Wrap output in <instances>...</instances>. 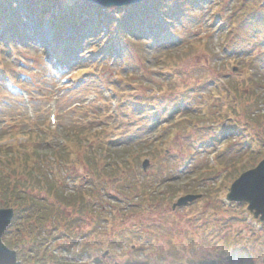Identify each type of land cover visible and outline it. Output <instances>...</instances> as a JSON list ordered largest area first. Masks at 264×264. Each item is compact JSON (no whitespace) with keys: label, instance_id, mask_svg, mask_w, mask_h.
Segmentation results:
<instances>
[{"label":"rangeland","instance_id":"1","mask_svg":"<svg viewBox=\"0 0 264 264\" xmlns=\"http://www.w3.org/2000/svg\"><path fill=\"white\" fill-rule=\"evenodd\" d=\"M10 1L14 23L17 22L19 29L14 32L12 41L13 60L12 55L0 45V132L14 123L11 130L20 127L22 131L32 127L43 132L54 131L57 136L53 140L58 143V137L67 138L63 134L64 128L93 123L101 131L107 128V135L111 137L108 143L109 160L110 163L113 157L116 160L114 166H108L110 174L104 182L105 188L96 190L98 198L92 197L88 201L94 208L103 209L105 219L100 217L93 224L84 220L81 233L73 236L74 241H71V237L64 238L58 230L51 231L52 237L47 241L51 245L49 249L57 248L53 253L67 264H95L93 257H100L102 264H129L128 259L135 264H149L152 260L162 264L167 249L173 255L181 256L180 264H199L202 260L204 263L225 264L226 259L229 264H243L239 261L241 252L248 254L254 260L253 264H264V223L262 230L256 232L248 225L254 229H260V225L245 207L229 206L225 199H220V205L225 207L217 209V196L211 194V198H208L202 193L215 181L223 182L221 172L217 171L213 177H205L202 181L194 178L198 170L206 172L203 166L206 161L209 163L208 156L213 153L218 155L216 160L225 163L241 154L242 160L240 157L237 161L243 162L239 167L255 165L252 160L246 164L250 155L245 152L248 146L243 144L244 132L246 141L251 137L258 139L257 143H253L256 153L251 154L258 155V160L264 157V144L259 142L260 139L264 140V11L259 26L251 28L243 22L249 11L258 6L255 2L259 1L246 0L240 6L238 2L241 0H194L195 3L186 0L180 16L173 13L165 20L160 17L157 29L146 27L137 34L127 31L130 47L117 54H109L108 50L102 54L91 53L95 47L93 52L101 48L99 39L93 35L98 22V14L94 13L89 24L92 29L82 28L81 40L78 39L77 27L75 30L70 25L64 27L63 37L75 43L67 47L71 48L67 56L70 65L58 69L60 75L57 77L52 72L54 66L47 55L57 37L56 32L47 25L45 17H38L34 10H30L25 3L30 0ZM167 1L171 7L179 0ZM30 5L33 7L31 2ZM259 6L262 7V3L259 2ZM133 7L135 10L138 8L133 19L139 26L138 16L145 25L144 17L155 15L159 18L163 12V7H154L152 2L137 3ZM261 7L255 11L259 12ZM147 8L153 10L152 16H148ZM104 17L106 21V13ZM38 20H41L39 30ZM10 25L9 22L8 32L12 31ZM165 29L171 31L167 38L163 34ZM232 32L234 37L230 38ZM86 35L97 42L88 44L89 37L82 41ZM108 36L103 37L107 39L105 45ZM109 41H112L109 45L117 51V40ZM191 44L201 49L187 53L186 60L181 59L180 52L193 46ZM175 57L180 58L179 69L169 64ZM60 76H65L67 81L61 83ZM221 78L226 79L230 87H237L241 95L245 94L242 100L251 105L246 111L251 120L244 117L243 111L242 115L231 116L239 124L233 122L235 126L232 127L227 120L217 118L218 124L222 125L221 132L214 129L210 122L200 128H181L178 131L172 128L177 118L186 113L196 116L204 110L207 98L212 100L214 92H218L214 86ZM222 96L216 99L220 107L217 102L211 104L212 109H217L216 112H220ZM225 104L230 106L229 99ZM53 109L57 114L55 125L49 121V113ZM18 136L22 137V133ZM155 138L156 142H153ZM6 140L12 143L15 139L8 137ZM53 140L51 138L52 143ZM229 141L224 159L219 153ZM156 146H159V152L154 149ZM97 153L94 163L105 166L108 157L104 152ZM120 158L129 165L133 161L130 171L126 168L122 172L119 167L121 161H118ZM144 159L146 164L142 163ZM220 171L227 172L225 167ZM51 173L56 179H66L65 193L74 191L75 181L81 179L85 193L94 184L89 169L80 163L79 156L78 160L70 159L57 172L54 170ZM231 173H235L234 168ZM225 184H228L226 180ZM192 186L200 193L193 196L201 198L187 200L184 206L172 209V203L180 195L177 192L185 191L188 194ZM150 196L153 198L148 200ZM155 196L159 199L156 200ZM221 197H225V192ZM140 203L146 205L144 217L134 216L132 222L123 224L124 211L131 207L140 208ZM116 207H120V213H114ZM224 216L233 217V220L223 223ZM199 222H202L200 227ZM112 224L115 226L113 233L109 231ZM218 227H221V232ZM225 228L227 234L231 235L229 238L224 232ZM142 229L146 232H142ZM118 230H124L122 236L115 234ZM212 231L214 243L220 244V235L235 245L215 250V244L209 239ZM40 235L45 234L41 232ZM201 235L207 236L209 245H200ZM153 243L160 247L158 251L154 250ZM64 245L72 246L64 249ZM106 250L108 252L102 258ZM217 254L221 255L220 261Z\"/></svg>","mask_w":264,"mask_h":264},{"label":"trees","instance_id":"2","mask_svg":"<svg viewBox=\"0 0 264 264\" xmlns=\"http://www.w3.org/2000/svg\"><path fill=\"white\" fill-rule=\"evenodd\" d=\"M182 1L184 0H180V2L174 7L167 6V2L164 0H154L152 3L154 7L157 6L160 9L163 7V12H165L166 16L170 17L173 15V13L180 12L179 8H181L182 5L179 4H181ZM42 2L46 7L62 10V12L52 14L50 16V24L55 26L57 35L54 42L60 51L69 49L67 47H71L75 43V41L73 42V40L63 37L62 33L64 26L69 24L71 28H75L74 21L78 18L77 20H79L81 23L79 25L80 30H83L82 28L87 29L89 28V24L92 20V15L96 12V7L91 8L89 3L79 2L78 0H72L70 8L66 11L63 10V8L65 7L67 0H42ZM135 11V7H124L117 10L118 23L116 24V30H113L116 31L117 36L116 37L113 34V39L117 40V51H115L113 46L109 45L110 43L112 44V41H108L104 50H98L99 52L96 51L94 54L107 53V50L109 54H117L123 49L130 47L131 42L129 39H127L126 32L129 31L135 34H137V32L140 33V26L136 23L138 26L134 29V26L128 24L127 20L128 17H135ZM147 13L148 16L152 15V11L148 8ZM260 15L261 13H254L251 16V26H259ZM137 22L139 23L138 20ZM170 34L171 33L169 32L165 38L169 37ZM58 36H60V39H57ZM199 49L201 48L194 46H188L186 49L183 48V52H180V58L186 60L185 58L187 53L192 54ZM180 58L177 59L175 57V59H171L169 64L174 66L176 69H179L178 66L181 65L179 63ZM167 60H169V57ZM225 89L230 90L232 93L238 91L236 87H230L228 83L227 88ZM244 96H240L241 99L239 100L243 105V111H245L244 117L251 120L249 114L247 115L246 113V111L250 109L251 105L246 104L244 100H242ZM229 112L235 115L233 100H230ZM215 114V109L211 110V112H209V114L205 117L195 116L192 118L189 116V114H186L185 116L188 117V119H180L177 124H175V126H172V128H174L176 131L181 128H183V130H186L189 127L194 128L195 125L200 128L203 126L202 124L217 121V116ZM200 121L203 123H200ZM236 124L239 125L238 122H236ZM14 126L15 125H11L9 129L4 128L3 131L0 132V207L13 206L15 211L13 224L10 225L5 231L3 240L8 246L17 250L20 259L33 261L37 264H67L63 263L64 260L57 254H54L53 250L51 251L50 249H46L44 247V245H46V239L48 238L45 235H49V232L51 231L58 230L62 232V234H71L75 236L77 233H81V225L84 224L86 220L93 224L95 220L100 217L102 220H104L105 214L102 208H94L93 204H90L84 199L82 190H72L69 193H65L66 191L64 189L66 185V179H62V177L58 179L54 178V176L51 175L52 168L55 167L56 170H59L62 165L70 161V154L74 153L76 150V154L78 153V155L75 160H78L79 156L80 163L88 168L92 178L97 180L96 184L92 186L93 188L90 190L92 191L91 194L94 195L95 198H98L96 195V190L101 191L105 188L104 182L110 174V168L108 166L109 164L114 166V162L116 161L113 157L114 160L112 163H110L111 154L108 149V143L110 142L109 138L111 137L107 135L108 131L105 130V128L101 131V129H97L93 123H88L87 125L83 126L64 128L63 134L66 135L67 142L66 145L63 146L58 144L56 141V143L54 142V136H52V134L47 132L44 133L43 131L38 130L27 131L22 129L21 131L20 127L16 128L15 130H11L14 128ZM232 126L235 125L233 124ZM20 133H22V137L19 138L18 135H20ZM8 137H12V139L15 140H12V143H9L6 140ZM51 138L53 143L51 142ZM100 140L102 141L101 143ZM250 140V143L255 141L258 142V140H254V138ZM259 142L264 144V140L260 139ZM46 148L48 150H45ZM154 149L156 151L160 150L159 146H156ZM97 151L100 153L104 152V154H106L108 157V163L100 168H98L99 166L94 163L95 157L92 155V152L96 153ZM227 151L228 148L221 154L222 158H226L225 154ZM245 152L246 155H250V159L246 162V164L251 160L253 163L258 160V155H252L247 150H245ZM105 159L106 158L104 157V160ZM239 159L240 155L238 158L234 160L232 159V163L231 160L229 163H227V166L234 168L235 173L230 174L232 179L237 177L241 171L253 166L252 164L250 166L244 165L242 168H237L235 167L234 163ZM118 161H121L125 168H128L129 170L131 169L130 165L126 163L125 159L120 158ZM219 163L222 164L224 162L219 160ZM214 172L215 170L213 168H208L206 173L198 170L194 176H196V178L203 179L215 174ZM121 178L123 180L122 175ZM133 182L137 185V182L132 181V183ZM212 191V187H206L202 193L207 197H210ZM191 192L197 193L199 191H197L195 187L192 186V188H190V193ZM155 197L156 200L159 199L158 196ZM152 198L153 197L150 196L148 200ZM142 201L145 200L143 199ZM231 215L233 216V213ZM134 216L141 218L143 216V210L138 207H131V209L124 211L123 219H121V221L124 222L123 224H128L129 222H132L131 220ZM225 218L226 222H224ZM232 218L233 217L227 218L224 216L223 223L233 220ZM248 226V228H251L250 225ZM16 227L19 228L18 231L16 230ZM114 229L115 226L112 233L114 232ZM123 231L121 232V230H118L117 233L115 232V234L117 236H122ZM142 231L146 232L144 229H142ZM41 232L46 234L40 235ZM224 232H227L226 228L224 229ZM25 236L27 239H25ZM227 238H229V234H227ZM221 240L226 242V247L227 244L231 246L235 245L233 241L228 243L227 239V241L223 238H221ZM207 242V236L201 235L200 245L205 247L209 245ZM21 246L22 250L20 251ZM24 249H27L26 254L24 253ZM217 255L218 261H220L221 255ZM164 256L165 260L162 264L181 263L179 262L181 256L173 255L170 250H167ZM75 259L76 257L73 258V260ZM128 260L129 264H135L133 260ZM199 262V264H214V262L204 263L203 260Z\"/></svg>","mask_w":264,"mask_h":264},{"label":"water","instance_id":"3","mask_svg":"<svg viewBox=\"0 0 264 264\" xmlns=\"http://www.w3.org/2000/svg\"><path fill=\"white\" fill-rule=\"evenodd\" d=\"M100 4L123 6L142 0H88ZM229 199L248 202V209L255 217L264 221V158L252 169L239 175L233 182ZM195 196L187 195L181 198L177 204L181 205ZM13 217L12 208H0V254L3 255L5 264H23L17 260L15 250L9 249L2 241V234ZM106 254V253H105ZM103 254V256L105 255Z\"/></svg>","mask_w":264,"mask_h":264},{"label":"snow or ice","instance_id":"4","mask_svg":"<svg viewBox=\"0 0 264 264\" xmlns=\"http://www.w3.org/2000/svg\"><path fill=\"white\" fill-rule=\"evenodd\" d=\"M0 264H5V260H4L2 254H0ZM225 264H229V260L228 259L225 260Z\"/></svg>","mask_w":264,"mask_h":264}]
</instances>
